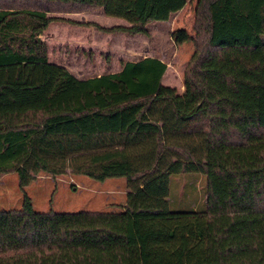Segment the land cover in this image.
<instances>
[{"label": "trees", "instance_id": "1", "mask_svg": "<svg viewBox=\"0 0 264 264\" xmlns=\"http://www.w3.org/2000/svg\"><path fill=\"white\" fill-rule=\"evenodd\" d=\"M188 1L0 0V176L22 188L69 169L128 188L113 211H36L24 194L0 210V264H264V0H196L188 111L159 91L157 57L78 79L38 37L51 13L93 10L128 25H85L146 34ZM181 173L204 176L203 198L173 211Z\"/></svg>", "mask_w": 264, "mask_h": 264}, {"label": "rangeland", "instance_id": "2", "mask_svg": "<svg viewBox=\"0 0 264 264\" xmlns=\"http://www.w3.org/2000/svg\"><path fill=\"white\" fill-rule=\"evenodd\" d=\"M195 6L196 0H189L181 10L171 14L168 20L148 22L146 34H127L121 31H103L109 34H101L103 40L113 37L106 43L114 45L119 50V53H111L115 61L118 58L124 61L153 56L165 62L167 67L159 91L175 95L179 107L184 111H188L196 101L183 81L184 68L194 51L192 37ZM94 13L88 12L85 15L90 20L106 26L128 25L122 18ZM97 73L98 71H93L82 74ZM204 183L205 178L202 174L172 175L169 183V209L173 211L195 209L202 202ZM127 191L124 177H110L99 181L83 174L72 173L69 169L57 175L39 172L21 188L17 173L8 172L0 176V210L20 208L26 194L36 211H113L118 210L125 202Z\"/></svg>", "mask_w": 264, "mask_h": 264}, {"label": "crops", "instance_id": "3", "mask_svg": "<svg viewBox=\"0 0 264 264\" xmlns=\"http://www.w3.org/2000/svg\"><path fill=\"white\" fill-rule=\"evenodd\" d=\"M88 12H95L96 15L103 14L99 10L50 14L60 19L52 20L45 30L38 35L39 39L46 44L50 63L65 67L78 79H86L103 73L117 72L121 69V63L140 59L121 61L118 58L115 61L111 53H119V50L114 45L110 46L106 43V41L112 40L113 37L110 39L104 38L105 40H103L101 34L109 33L96 30L95 26L85 25V23L93 22L103 27L123 24L102 25L95 20H90L85 15ZM76 16H79V18H76ZM79 22L84 24H78ZM93 71H98V73L82 74Z\"/></svg>", "mask_w": 264, "mask_h": 264}]
</instances>
